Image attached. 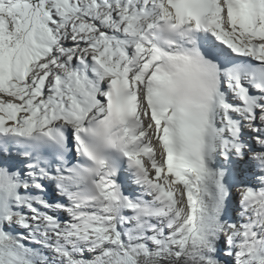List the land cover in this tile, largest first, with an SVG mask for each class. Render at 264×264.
<instances>
[{
  "label": "snow or ice",
  "instance_id": "1",
  "mask_svg": "<svg viewBox=\"0 0 264 264\" xmlns=\"http://www.w3.org/2000/svg\"><path fill=\"white\" fill-rule=\"evenodd\" d=\"M0 264H264V0H0Z\"/></svg>",
  "mask_w": 264,
  "mask_h": 264
}]
</instances>
